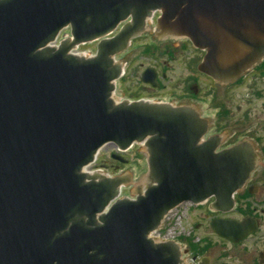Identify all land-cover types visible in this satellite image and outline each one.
<instances>
[{
    "label": "water",
    "instance_id": "95a60500",
    "mask_svg": "<svg viewBox=\"0 0 264 264\" xmlns=\"http://www.w3.org/2000/svg\"><path fill=\"white\" fill-rule=\"evenodd\" d=\"M156 11L162 42L190 38L207 50L199 69L219 81L264 58V0H0V264H178L172 241L147 237L165 213L212 196L215 208L232 207L254 168L250 145L215 152L211 139L200 143L207 120L215 121L203 105L111 98L123 68L114 55ZM68 27L71 38L50 46ZM143 33L124 55L149 36V26ZM96 40L93 57L69 53ZM142 81L158 85L155 69ZM222 139L225 145L235 134ZM134 143L129 151L144 145L149 153V179L134 198L118 197L124 177L81 171L104 145L101 153ZM125 177L127 187L137 184L133 173ZM212 226L239 242L257 222L215 219Z\"/></svg>",
    "mask_w": 264,
    "mask_h": 264
},
{
    "label": "rangeland",
    "instance_id": "374dc122",
    "mask_svg": "<svg viewBox=\"0 0 264 264\" xmlns=\"http://www.w3.org/2000/svg\"><path fill=\"white\" fill-rule=\"evenodd\" d=\"M67 33L69 30H64V36ZM162 36L161 24L157 25V22L153 25L150 24L149 36L135 39L138 48L124 55V63L132 59L128 64V74L122 79L124 96L136 97L140 95L156 97V100L170 103L178 101L181 104L203 105L205 114L215 119L213 127L221 132V136L235 134V139H226L227 143L237 141L239 135L250 138L256 136L257 144L254 140L245 138L254 143L264 159V73L259 71L242 83L220 84L214 82L209 76L201 75L198 71L197 66L202 61L205 51L196 48L190 41L188 43L177 41L178 51H175L172 47H167L171 41L162 42ZM96 45L97 42L82 44L80 51L93 50ZM151 47L157 48L152 49ZM164 51H170L173 55L164 53ZM147 66L156 67L159 70L162 89L150 90L142 86L140 78ZM164 72L165 77L163 76ZM193 77H197L199 80L200 95L196 99L188 96L189 85L192 83ZM219 106L229 110V115L221 118ZM112 151L116 150L107 147V153H101V162L106 159L108 160L106 163L112 162L109 160ZM148 155V150L144 145L124 153L128 163L122 165L119 172L126 175L133 173L137 183L125 189L126 193L131 196L149 179ZM259 173V176L254 177V183L260 190V194L257 196L258 202L254 200L253 204L258 208L264 224V170ZM187 224L188 222L183 221L175 232L182 230ZM189 227L190 225L186 226L187 229ZM200 233L217 239L209 226Z\"/></svg>",
    "mask_w": 264,
    "mask_h": 264
},
{
    "label": "flooded vegetation",
    "instance_id": "af4514ba",
    "mask_svg": "<svg viewBox=\"0 0 264 264\" xmlns=\"http://www.w3.org/2000/svg\"><path fill=\"white\" fill-rule=\"evenodd\" d=\"M158 16L159 14L156 13L154 15V18L156 19ZM148 26L149 24L147 23L145 27L146 31ZM171 40L172 41L169 42V44H167V47H172L175 51H178L177 40L184 43H188V41H190L189 39L182 37L172 38ZM190 42L192 43V41ZM151 48L153 49L157 47H151ZM174 50H173V54L175 53ZM165 52L166 51H164V53ZM166 53L173 55L172 52L170 51H167ZM123 57H124V53H121L117 56L119 60L120 59L123 60ZM154 68L156 69L158 85L154 87L150 83H144L140 78L141 84L145 89L147 88L150 90L162 89V83L160 81L161 78L160 72L156 67ZM256 70L260 71V73L263 74L264 63L260 64V66L257 67V69H255V67L252 69L253 72ZM144 71L145 70H143V72ZM198 71L200 72L201 75L209 76V78H211L214 82H219L216 81L214 78H212L210 75H207L206 73L202 72L201 70L198 69ZM125 74H126V69L124 75ZM163 76L164 77L166 76L165 72L163 73ZM198 83H199L198 78L193 77L192 83L189 85V94H188V96L191 97L192 99H196L200 95V88ZM219 83L225 84L222 82ZM153 98L156 99V97ZM176 102L179 103L178 101ZM219 108H220L219 114L221 118H224L225 116L229 115L230 113L229 110L223 109L220 106ZM211 129L212 131H210ZM204 135H203L204 136L203 141L207 139H211V141H213L216 144L215 151L217 152L224 148H228L236 143L246 142L253 149L252 162L254 165V170L251 172V175L248 178V180L244 183L242 189H240L234 194L233 207H226L228 208L226 210L215 208L214 197H210L204 203L199 204L197 206H189L183 220L184 222H188V224L185 225L181 231L177 232V237L173 241V243L177 246L179 251L178 264H186V259L189 257H192V259L196 262V264H264V231H263L264 224L262 222L263 219L260 217V213L257 210L258 208L253 204L254 200L258 202L257 196L260 194V190H258V187L254 183V177L260 175V173L258 172V168L255 169V166L260 165L257 150H255L254 145L245 138V137L247 138L250 137L244 135L243 136L239 135L237 141L235 142H231V143L225 142L226 144L222 145L223 139L221 136V132L215 130L214 127H211L210 122H209V127ZM256 138H257L256 136H252L250 139L254 140L257 144ZM260 150L263 149L260 148ZM109 160L112 162H108L106 164L109 170L113 173L119 172L121 170V166L126 165L125 163H121L118 160V158L115 157L114 152L111 153ZM107 161L108 160L106 159L105 162ZM262 167H264V165ZM244 218L255 219L257 222V228L251 234H249L247 237H245L239 242L231 241L219 235L214 231L212 226V222L215 219L243 220ZM188 225H190V227L187 229L186 226ZM208 226L211 228L212 233L217 237V239H212L208 235L200 233V231H202L205 227Z\"/></svg>",
    "mask_w": 264,
    "mask_h": 264
},
{
    "label": "built area",
    "instance_id": "2783aa9c",
    "mask_svg": "<svg viewBox=\"0 0 264 264\" xmlns=\"http://www.w3.org/2000/svg\"><path fill=\"white\" fill-rule=\"evenodd\" d=\"M158 237H160V234L158 233Z\"/></svg>",
    "mask_w": 264,
    "mask_h": 264
}]
</instances>
